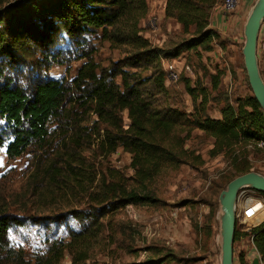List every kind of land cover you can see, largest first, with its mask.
<instances>
[{"label":"trees","instance_id":"obj_1","mask_svg":"<svg viewBox=\"0 0 264 264\" xmlns=\"http://www.w3.org/2000/svg\"><path fill=\"white\" fill-rule=\"evenodd\" d=\"M148 1L15 0L11 7L0 9L1 55L15 56V40L29 49L67 38V49L41 51L42 57L50 59L46 67L68 65L69 69L71 62L83 61L71 80L38 79L30 89L10 80L0 86V119L13 134L6 147L8 156L17 158L33 146L42 149L58 136L62 150L56 152V159L63 161V166L54 164L53 178L56 183L63 182L61 189L68 186V201H59L79 221V228L68 231L67 237H50L35 253L9 237L14 224H23L22 216L0 208V264H61L66 253L70 264H85L102 240L116 241L111 219L127 206L167 209L169 206H160L165 201L158 197L157 187L175 177L183 166L199 169L206 163L200 152L186 145L196 130L212 140L209 157L222 156L227 163L231 171L228 182L252 171L253 149L248 147L264 140V110L254 95L234 102L225 98L220 118H214L208 114L206 88L183 78L193 111L173 107L168 100L163 60L179 58L182 52L199 55L214 50L219 34L210 21L220 0H166L164 16L181 26L182 37L162 46L142 34L140 24L148 15ZM96 41L107 42L121 57L109 65L97 62L93 56ZM212 72L213 90H218L225 72L217 68ZM124 112L129 120L126 125ZM4 146L0 134V151ZM119 148L131 156V176L95 161L100 158L103 163ZM87 150L95 154L91 161ZM64 217L54 214L34 220L61 223ZM124 225L133 231L128 222ZM193 227L196 234L207 229L211 235L210 225L196 222ZM106 229L108 235L103 239ZM242 235L251 238L264 264V222L246 232L236 222L234 243ZM169 257H153L138 264H163ZM238 262L249 264L242 253Z\"/></svg>","mask_w":264,"mask_h":264},{"label":"rangeland","instance_id":"obj_2","mask_svg":"<svg viewBox=\"0 0 264 264\" xmlns=\"http://www.w3.org/2000/svg\"><path fill=\"white\" fill-rule=\"evenodd\" d=\"M14 1L3 0L0 4L1 11L11 7ZM220 2L221 0L212 13L218 12L217 9L220 10ZM254 3L255 1L240 0L237 10L228 17L230 19L231 16H235L239 23L234 26V29L229 26L223 32L224 36L221 40L217 32L218 41L214 42L216 51H212L210 55L207 54L208 52H202L199 55L181 53L180 59L177 60L180 78L177 82L166 83L169 90L168 100L173 107L186 112L193 111V101L185 89L183 78H188L192 85L201 84L206 88L210 98L207 105L208 114L214 117L225 103V98L234 102L238 97L253 95L242 53L245 42L242 22L246 23ZM161 11L163 9L159 8L160 30L167 32V43L180 39L182 34L179 27H176V22L167 21ZM167 29H170V32ZM67 40V38H57L54 45L46 43L29 49H26L27 44L19 43L21 40H15L14 57L0 54V86L10 80L9 82L13 85L17 84L30 89L38 79L71 80L83 61L71 62L69 69L68 65H53L47 68L46 65L49 64L50 59L42 57L44 53H41V51L53 52L67 49L69 47ZM220 41L223 44L222 47L219 46ZM94 44L96 46L94 59L103 65H109L121 57V52L110 49L107 42L96 41ZM208 66L212 70L217 68L225 72L218 90H213V82L209 74L215 72L213 73ZM231 84H233L232 90H230ZM122 117L124 124H128L127 113H122ZM52 133L54 134L55 131ZM0 134L5 138V146L0 151V208L7 213L22 216L20 219H23V224H14L10 229L9 237L14 244L36 253L45 247L50 237L61 239L68 236V231L79 228L78 219L68 214L67 205L59 201L61 199L68 201V186H63L61 189L59 185L63 182L56 183L53 178L56 168L54 164L57 168L63 166V161L56 159V152L62 150L59 148L60 138L54 136L50 139L49 145L44 148L37 149L33 146L23 155L10 158L6 147L13 134L8 123L3 119H0ZM211 143L210 138L197 131L194 132L186 142L187 148L195 149L205 155L206 164L195 171L183 166L175 177L168 179L165 185L157 187L158 197L165 201L161 202L160 206L163 204L169 206L167 209L155 211L148 207L131 206L126 207L123 213L114 215L111 222L116 241H113V238L105 239L108 235V229H106L102 237L105 240L94 248L91 258L85 264H138L153 257L163 258L167 254H170V257L163 264H220V195L229 183L231 171L222 156L209 157L208 149ZM95 145L92 147H96ZM85 154L90 161L94 159L95 154L91 155L89 150ZM251 158L252 171L264 175V149H253ZM95 161L99 163V166L103 164L122 170L127 176L133 174L130 167L131 156L122 148L103 163L100 158ZM242 192L248 194L245 195L246 198L255 197L264 204L261 193L252 189H243ZM243 197L239 198L237 225L239 229L250 230L255 227L253 219L258 218L259 212L253 213L252 209L243 204ZM54 214L65 216V219L61 223L34 220L40 216ZM159 215L166 217L160 220L157 219ZM103 219L106 221L105 217ZM125 221L132 226L133 231L131 227L128 229L124 225ZM196 222L200 225H210L211 235H208L207 229L205 232L196 234L193 227ZM121 225L125 226L127 233L124 232L125 228H120ZM253 247L251 238L242 235L234 243L235 264H239L240 253L245 255L246 260H250L255 254L254 252L251 254ZM258 255L257 253L256 256L259 257ZM70 263L71 257L66 253L61 264Z\"/></svg>","mask_w":264,"mask_h":264},{"label":"water","instance_id":"obj_3","mask_svg":"<svg viewBox=\"0 0 264 264\" xmlns=\"http://www.w3.org/2000/svg\"><path fill=\"white\" fill-rule=\"evenodd\" d=\"M263 20L264 0H256L244 25L245 42L242 53L253 95L264 110V82L259 71L257 58V43ZM243 189H252L261 194L264 193V175L256 171L239 175L227 184L226 189L220 195V264H235L234 236L237 206ZM252 264H260L259 258H255Z\"/></svg>","mask_w":264,"mask_h":264},{"label":"built area","instance_id":"obj_4","mask_svg":"<svg viewBox=\"0 0 264 264\" xmlns=\"http://www.w3.org/2000/svg\"><path fill=\"white\" fill-rule=\"evenodd\" d=\"M248 1H256V0H248ZM240 0H221L220 2V10L217 11L226 19L237 10L239 6ZM149 3V1H148ZM160 7L150 6L148 15H147V25L151 30H158L161 23V16L158 14V9H165L166 0L160 2ZM216 9V7H215ZM150 40V38H148ZM151 41V40H150ZM152 42V41H151ZM154 43V42H152ZM257 58L259 71L264 82V20L261 24V30L258 38V46H257ZM180 58L172 59V60H163L164 70L166 72V82H177L180 78V70L177 60ZM230 90H232V85L230 86ZM248 148L251 149H264V140L256 141L249 145ZM132 205L127 206L128 208ZM239 217V215H237ZM249 229H246L248 231ZM258 253V252H257ZM259 256V255H258ZM260 259V256L258 257Z\"/></svg>","mask_w":264,"mask_h":264},{"label":"crops","instance_id":"obj_5","mask_svg":"<svg viewBox=\"0 0 264 264\" xmlns=\"http://www.w3.org/2000/svg\"><path fill=\"white\" fill-rule=\"evenodd\" d=\"M164 0H149V8H150V6H158L159 4H160V2H163ZM213 11H215V9L213 10ZM161 12H163V14H164V10L163 11H161ZM164 18H165V16H164ZM166 19V18H165ZM167 21H171V19H166ZM225 17H223L219 12H215V13H212V15H211V27H213L215 30H217V32L220 34V37H219V39L221 40V39H223V36H224V31L229 27V26H231V27H233V29H234V26H236V25H238L237 23H239V21H238V19H236V17L235 16H231L230 17V19H226L225 21ZM173 21V20H172ZM236 21H238V22H236ZM175 22V21H174ZM243 24V29H244V25H245V22H242ZM177 26L176 27H179V30H181V26L179 25V24H177V23H175ZM228 25V26H227ZM240 25V24H239ZM140 27L142 28V34L146 37V38H150V40L152 41V42H154L156 45H158V46H162V45H164L165 44V42H167V32L166 31H163V32H161V30H160V27L158 28V30H151L149 27H148V25H147V17H145L142 21H141V24H140ZM167 31L168 32H170V29H167ZM160 37H161V41H160ZM216 41H218V39L216 40ZM222 42L220 41V44H219V46L220 47H222V45L223 44H221ZM214 51H216V50H213V52ZM212 51H210V52H208L207 54L208 55H210V53H211ZM210 69H211V71H212V68L210 67V66H208ZM216 115H218L217 117H216ZM215 115V117L214 116H212V114H211V116L212 117H214V118H220V116H221V114H220V111L218 110V114H216ZM197 131V133H200L198 130H196ZM195 131V132H196ZM211 146V145H210ZM209 146V147H210ZM203 157H204V159L206 160V156L205 155H203ZM206 164V163H205ZM191 171H195V169H193V168H191L190 166H187ZM241 195H243V196H245V195H248L247 193H244V192H242L241 193ZM249 199H250V197H248ZM248 198H244V202L248 199ZM248 203V202H247ZM259 204H260V207H259V209H260V211H258V212H262L263 213V215H264V204H263V202H259ZM238 205H239V202H238ZM245 205L246 206H248L250 209H252V207H250L249 205H247L246 204V202H245ZM238 207V206H237ZM249 211V210H248ZM253 211V210H252ZM258 212H254L253 211V213H258ZM145 213V212H144ZM157 213V212H156ZM155 213V214H156ZM237 213H238V208H237ZM146 214V213H145ZM166 216H162V215H159L158 217H157V219H160V220H163V218H165ZM258 217H259V215H258ZM238 219V218H237ZM244 221H246V220H244ZM262 222H264V216H263V218H261V219H253V225L254 226H256V225H259L260 223H262ZM241 230L244 232H246V229H244V228H241ZM257 250H256V248H252L251 249V254H252V252H254L255 254H253L252 256H251V258H250V260H247L248 262H249V264H252V262H253V260L255 259V258H258L257 256H256V254H257V252H256ZM260 264H263V262H262V260L260 259Z\"/></svg>","mask_w":264,"mask_h":264},{"label":"bare ground","instance_id":"obj_6","mask_svg":"<svg viewBox=\"0 0 264 264\" xmlns=\"http://www.w3.org/2000/svg\"><path fill=\"white\" fill-rule=\"evenodd\" d=\"M257 46H258V43H257ZM249 196H251V195H249ZM241 197H243V195H240V199H241ZM244 198H245V196L242 198L243 201H244ZM240 199H239V201H240ZM245 202H246L247 205H249L250 207H252V210L254 212L260 211V209H259V207H260L259 199H256L255 197H250V199L248 198ZM245 202L243 204H245ZM263 216H264L263 213L262 212H259L258 219L263 218Z\"/></svg>","mask_w":264,"mask_h":264},{"label":"clouds","instance_id":"obj_7","mask_svg":"<svg viewBox=\"0 0 264 264\" xmlns=\"http://www.w3.org/2000/svg\"><path fill=\"white\" fill-rule=\"evenodd\" d=\"M149 5V4H148Z\"/></svg>","mask_w":264,"mask_h":264}]
</instances>
